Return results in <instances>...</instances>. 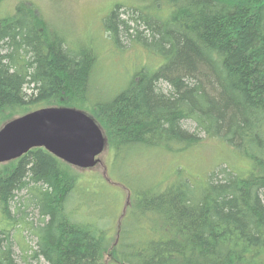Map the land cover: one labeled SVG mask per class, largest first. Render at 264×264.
<instances>
[{
    "label": "trees",
    "instance_id": "1",
    "mask_svg": "<svg viewBox=\"0 0 264 264\" xmlns=\"http://www.w3.org/2000/svg\"><path fill=\"white\" fill-rule=\"evenodd\" d=\"M123 7L104 27L116 48L141 46L147 58L104 95L98 46L68 43L31 3L0 16V128L67 106L86 111L113 151L181 153L208 138L233 159L204 183L182 167L166 186L130 188L110 239L111 225L75 216L81 174L32 148L0 164V264H264V0H141L121 16ZM26 233L34 246L18 248Z\"/></svg>",
    "mask_w": 264,
    "mask_h": 264
},
{
    "label": "rangeland",
    "instance_id": "2",
    "mask_svg": "<svg viewBox=\"0 0 264 264\" xmlns=\"http://www.w3.org/2000/svg\"><path fill=\"white\" fill-rule=\"evenodd\" d=\"M25 2L34 4L68 43L84 47L94 44L100 48L101 65L95 77V87L100 94H112L114 91L116 94L117 89L122 90V84L125 86L127 77L140 61L136 57L143 56L142 62L147 58L141 46L125 43L117 49L103 21L117 5H125L120 9L122 16L123 11L131 12L129 9L139 5L141 0H0V16H10L19 4ZM186 127L195 130L191 123ZM116 151L105 146L96 166L91 169L74 168L81 177L71 195L74 202L71 207H80L75 216L99 225H111L110 239H114L128 214L130 188L166 186L179 178L175 171L182 167L187 176L199 178V184L204 183L202 178L208 170L223 167L225 160L233 159L224 143L208 138L181 153L144 145L124 146ZM15 241L21 249L34 246V240L27 233L26 238L24 234H16ZM40 263L46 264L43 260Z\"/></svg>",
    "mask_w": 264,
    "mask_h": 264
},
{
    "label": "water",
    "instance_id": "3",
    "mask_svg": "<svg viewBox=\"0 0 264 264\" xmlns=\"http://www.w3.org/2000/svg\"><path fill=\"white\" fill-rule=\"evenodd\" d=\"M106 144L102 129L84 111L44 107L16 117L0 128V163L44 147L80 168H93Z\"/></svg>",
    "mask_w": 264,
    "mask_h": 264
}]
</instances>
